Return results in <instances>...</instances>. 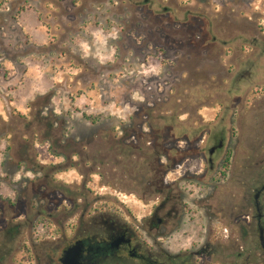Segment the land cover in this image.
<instances>
[{
	"label": "rangeland",
	"instance_id": "rangeland-1",
	"mask_svg": "<svg viewBox=\"0 0 264 264\" xmlns=\"http://www.w3.org/2000/svg\"><path fill=\"white\" fill-rule=\"evenodd\" d=\"M238 1L244 53L210 31ZM0 160V209L36 201L45 255L101 211L149 223L170 194L171 253L257 256L242 226L264 184V0H0Z\"/></svg>",
	"mask_w": 264,
	"mask_h": 264
},
{
	"label": "flooded vegetation",
	"instance_id": "flooded-vegetation-1",
	"mask_svg": "<svg viewBox=\"0 0 264 264\" xmlns=\"http://www.w3.org/2000/svg\"><path fill=\"white\" fill-rule=\"evenodd\" d=\"M233 3V1H232ZM225 17L216 16L210 23L213 33V43L226 47L230 34L239 33L238 40H242L241 48L237 51L246 52L245 41L250 36L249 18H246L244 1L228 9ZM200 49L202 54L210 52L202 40ZM216 52H225L217 48ZM226 52H233L227 49ZM197 67L206 63L204 56L197 61ZM223 139L217 140L212 148H215L212 156L223 148ZM59 163H62L61 161ZM57 167V166H56ZM48 178L49 175L45 174ZM264 184L257 189L251 207L245 205L246 212L253 210L252 220L248 227L242 226L244 238L250 235V239H256L258 254L251 246L241 247L237 253V259L243 260V264H264ZM3 199V198H2ZM3 201L0 209V264H129V260H135L136 264H200V255L206 256V264H218V251L206 247L199 251L184 250L181 253H171V196L168 194L161 205L153 207L149 223H141L142 226H133L121 220L118 216L107 215L98 212L95 216L81 225L73 236L64 235L63 242L51 254L45 255L41 246V229L43 210L37 208L36 201L29 197L23 210L13 211L9 204ZM85 216V214H83ZM245 215V214H244ZM249 219V214L247 216ZM138 229H141L150 243L141 237ZM23 235V239L21 238ZM22 240H21V239ZM248 242H246L247 244ZM19 250L23 256L14 255ZM229 258V257H227ZM252 259H255L252 261ZM227 259V264H236L234 260ZM16 262V263H15Z\"/></svg>",
	"mask_w": 264,
	"mask_h": 264
},
{
	"label": "crops",
	"instance_id": "crops-1",
	"mask_svg": "<svg viewBox=\"0 0 264 264\" xmlns=\"http://www.w3.org/2000/svg\"><path fill=\"white\" fill-rule=\"evenodd\" d=\"M25 14V11H23L22 12V15H24ZM33 31H31V35L35 38L36 37V40L38 41V42H40V43H44L45 42V40H43L42 42L40 41V40H38L37 38L38 37H40L39 35L40 34H38V32H39V30L37 29V27L35 26V27H33V29H32ZM36 31H38L37 33H35ZM244 53V52H243ZM235 56H236V54H235V52L234 53H232V54H229V56L227 57V60H229L230 61V63H232L233 65H234V67H237V64L235 63ZM231 59V60H230ZM229 61H228V63H229ZM4 172H5V166L3 165V163H2V161L0 160V176H3L4 175ZM5 176V175H4Z\"/></svg>",
	"mask_w": 264,
	"mask_h": 264
},
{
	"label": "trees",
	"instance_id": "trees-1",
	"mask_svg": "<svg viewBox=\"0 0 264 264\" xmlns=\"http://www.w3.org/2000/svg\"><path fill=\"white\" fill-rule=\"evenodd\" d=\"M85 117H86V119H88L89 121H91V122H95V121H97V118L96 117H94V116H91V115H86L85 114ZM223 170H222V173H223V175H225L226 174V171L229 169V167H230V156H228L226 159H225V161H224V163H223Z\"/></svg>",
	"mask_w": 264,
	"mask_h": 264
},
{
	"label": "water",
	"instance_id": "water-1",
	"mask_svg": "<svg viewBox=\"0 0 264 264\" xmlns=\"http://www.w3.org/2000/svg\"><path fill=\"white\" fill-rule=\"evenodd\" d=\"M214 151H215V148H211L209 152L210 154H213Z\"/></svg>",
	"mask_w": 264,
	"mask_h": 264
}]
</instances>
